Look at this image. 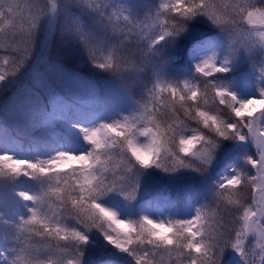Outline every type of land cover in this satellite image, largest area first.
Returning <instances> with one entry per match:
<instances>
[{"label": "snow or ice", "instance_id": "obj_1", "mask_svg": "<svg viewBox=\"0 0 264 264\" xmlns=\"http://www.w3.org/2000/svg\"><path fill=\"white\" fill-rule=\"evenodd\" d=\"M0 56V264H264V0H0Z\"/></svg>", "mask_w": 264, "mask_h": 264}, {"label": "trees", "instance_id": "obj_2", "mask_svg": "<svg viewBox=\"0 0 264 264\" xmlns=\"http://www.w3.org/2000/svg\"><path fill=\"white\" fill-rule=\"evenodd\" d=\"M52 2L53 0H48L49 4H51ZM197 27L199 29V33L201 36H207L212 32V29L206 23L201 22L197 25ZM2 62H3V56H0V64H2ZM5 67L8 70H11L10 65ZM97 74L99 78H106L104 76L107 75V73H105L103 70H97ZM21 139H22L21 137H17V144L12 146L13 149L17 150L18 146H21L20 144ZM69 142L70 141H66L63 143L66 146H68ZM55 144H56L55 142H52L47 145L34 146V147H37V149H39L43 154H45L46 150L54 147ZM71 148L76 149L77 145H72ZM236 156H239L242 159L241 154L239 152L233 153L232 155L229 156V158L234 159ZM149 171L151 175L147 178L145 182L146 192L148 196L155 195L156 193H162V195H172V196H175L177 193H179L183 196L185 193L191 190V191H195L196 193L192 201L194 206H199L200 204H204L207 202L205 200L209 199V193L211 188L217 182L218 178L222 175V173L221 174L216 173V171L211 172L206 182L207 189H204L202 187L201 188L195 187V184L191 182L189 177H185L188 176L190 173H180V174H175L173 176H169L156 169H152ZM193 180L195 181L196 179ZM21 186L27 189L32 187V184L29 181H24ZM189 212H192V207H186L185 213L188 214ZM235 259H239V257H236ZM120 264H124L123 259H121Z\"/></svg>", "mask_w": 264, "mask_h": 264}, {"label": "rangeland", "instance_id": "obj_3", "mask_svg": "<svg viewBox=\"0 0 264 264\" xmlns=\"http://www.w3.org/2000/svg\"><path fill=\"white\" fill-rule=\"evenodd\" d=\"M243 95H248L249 89H243L240 90ZM18 137H21L20 144L21 146H18L17 150L11 148V151L15 152V154L20 158H26L33 160L37 156L46 157L48 155L53 154L57 150H72V151H82L86 149V145L84 144L82 138H73L72 140H69L68 146H66L63 142L62 143H56L54 147L47 149L45 154H43L37 147H34L30 144L27 137L20 135ZM26 144V145H25ZM72 145H77L76 149L71 148ZM242 163V159L239 156H236L234 159H230L229 156L220 159L215 167L204 177L198 176L194 174H189L188 176L191 182L195 184V187L204 188L207 189L206 182L209 178V175L211 172L216 171V173H222V175L218 178L217 182L220 180V178L224 175H228L231 172V169L233 166H239ZM195 178H194V177ZM193 179H196L195 181ZM109 205L112 206L116 211L118 212H125L123 204L116 200H109ZM186 214V213H185ZM192 212H189L186 215H191ZM233 264H240L239 259H234Z\"/></svg>", "mask_w": 264, "mask_h": 264}]
</instances>
